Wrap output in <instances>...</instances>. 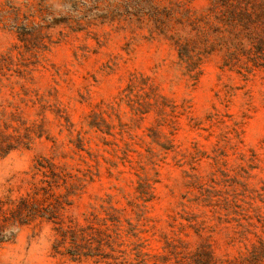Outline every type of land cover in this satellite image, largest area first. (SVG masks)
<instances>
[{"label": "rangeland", "instance_id": "obj_1", "mask_svg": "<svg viewBox=\"0 0 264 264\" xmlns=\"http://www.w3.org/2000/svg\"><path fill=\"white\" fill-rule=\"evenodd\" d=\"M198 262L264 264V0H0V264Z\"/></svg>", "mask_w": 264, "mask_h": 264}, {"label": "trees", "instance_id": "obj_2", "mask_svg": "<svg viewBox=\"0 0 264 264\" xmlns=\"http://www.w3.org/2000/svg\"><path fill=\"white\" fill-rule=\"evenodd\" d=\"M257 48L259 51L262 49L261 47L259 48L258 46H257ZM28 211L31 212V209H29ZM59 229H60L62 238L65 239L68 244H70V249H72L73 255H77V254L82 255L81 250H79L77 248L78 238H79L80 234H78L77 232H74L75 230L71 229L70 227L68 229H66L64 227H61ZM82 233H83V231H82ZM83 236H84V234H83ZM88 251H91V250H88ZM87 253H91V252H84V254H87ZM197 264H204V262H198ZM207 264H209V262H207Z\"/></svg>", "mask_w": 264, "mask_h": 264}]
</instances>
